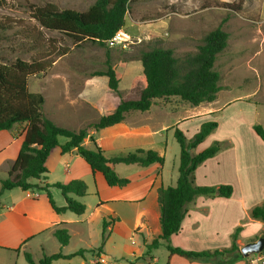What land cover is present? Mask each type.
I'll list each match as a JSON object with an SVG mask.
<instances>
[{"label": "crops", "instance_id": "0c3cea01", "mask_svg": "<svg viewBox=\"0 0 264 264\" xmlns=\"http://www.w3.org/2000/svg\"><path fill=\"white\" fill-rule=\"evenodd\" d=\"M116 75L118 78L117 71ZM119 92L123 93L120 86ZM254 94V92L251 93V96ZM249 96L250 94L248 97H239L222 105H219L220 100L216 99L197 107L185 103L176 105L155 100L147 112H133L121 123L100 131L91 130L84 146L94 149L97 145L107 158L125 156L139 149L153 150L164 157L163 166L158 164L149 167L113 165L119 175L121 172L125 174L120 175L121 177L130 180V184L126 187L108 186L104 176L99 172L93 173L76 150L63 154L60 148L53 149L47 162L53 179H47L45 182L55 184L58 183L57 180L61 183H69L76 179L84 181L87 185V196L75 198L85 204L86 211L83 215L71 212L57 214L49 203L47 193L37 188L28 191L13 189L3 192L0 197V264H17L22 254L24 257L26 253L32 256L33 253L29 252H33V241H39L38 260L44 254L52 255L61 252L63 255H70L64 250L74 239L86 246L85 249H80L84 251V256L81 257L86 264H140L138 261L149 264L142 259L145 244L161 233L158 191L161 187H175L179 177L180 151L176 152L175 156L177 171L170 172L166 169L171 148L174 149L172 136L175 139V129H180L188 139H191L204 123L216 119L219 122L217 129L197 147L195 153H201L216 141L224 143L225 147L215 157L206 160L196 169L194 183L197 186L228 185L232 187L233 194L230 198L200 196L188 204L182 229L172 236L171 245L194 252L227 249L232 244V235L239 227L242 228L237 240L240 248L257 241L264 236V223L253 219L251 211L255 206L264 203V141L254 130V126L258 124V110L257 106L248 103ZM118 104L119 102L107 114L113 112ZM231 105H239L244 109L243 111L245 107H248L252 110L253 117L252 119L227 118L229 130L219 135L220 122L225 118V116L222 118V115H225L227 111H237V109L233 110ZM97 106L96 103L87 105L84 110L94 111ZM220 113L223 114L217 117ZM102 116L98 115L97 120L84 119L81 126L75 130L78 131L88 124L97 122ZM67 141L66 138L59 139L60 145ZM9 148L7 134L2 131L0 132V158L8 154ZM16 157L17 154L11 167ZM51 158L64 166V177L53 174L54 169L50 167ZM0 179L3 178L0 177ZM34 180L36 179L30 182L34 185L41 184L39 180ZM50 191L58 207L66 206V200L59 189L53 187ZM90 197L94 199V202L87 201ZM67 214L71 216H66ZM104 221L109 223L106 232L113 231L121 222L133 223L131 231L138 233L129 234L128 239L139 248L137 254L132 253L135 263L110 262L106 258L107 252L104 249L99 250L102 247H94L99 246V242L102 241L99 239V228L101 225L103 228ZM61 228H66L70 234V242L64 247L53 235L56 229ZM134 235L138 243L133 239ZM47 236L48 241L52 242V239L57 241V246L52 244L56 252L52 253L47 249L45 240ZM158 250L154 252L153 264L158 263L156 257ZM86 254H89V258ZM166 264L217 263L187 259L179 255H170L168 252ZM234 264L249 263L245 258L237 260Z\"/></svg>", "mask_w": 264, "mask_h": 264}, {"label": "trees", "instance_id": "16d2710c", "mask_svg": "<svg viewBox=\"0 0 264 264\" xmlns=\"http://www.w3.org/2000/svg\"><path fill=\"white\" fill-rule=\"evenodd\" d=\"M135 0H94L86 11L61 10L53 4L44 6H30L32 18L40 27L58 32L73 44L85 42L97 43L107 47L111 40L125 26V19L130 12V5ZM7 0H0V7ZM7 27L0 23V29ZM228 34L221 28L210 32L199 46L196 54L186 55L179 59L172 48L160 44L153 47H143L136 54L124 53L123 61H140L143 68L146 85L138 99H121L115 110L103 115L95 122L76 131L55 124L43 113L45 98L40 93L29 90V80L45 74L53 67L54 61L36 59L32 62L17 58L14 62H5L0 57V132L10 131L15 126L25 124L23 140L17 157L8 172L7 179H0V197L5 191L21 189L28 191L40 189L47 193L52 209L57 214L71 212L83 215L86 211L84 203L75 197L87 195V185L82 180H72L69 183L49 184V170L47 162L51 151L60 148L63 154L76 150L77 153L90 166L93 173H101L108 186L126 187L130 180L121 177L113 168L115 164L138 165L149 167L154 164L163 166L165 159L156 151L139 149L125 156L107 158L101 148L95 145L94 149L84 146L91 130L100 131L107 127L123 122L133 112H147L155 100H166L178 97L187 104L197 107L203 103H210L217 99L220 91V73L214 70L217 55L226 47ZM33 47H39L41 41L30 37ZM67 53L63 48L60 55ZM107 61V70L99 75L108 78L109 89L119 93V79L112 64ZM218 127L216 121L204 123L199 132L191 139L176 128L174 137L180 147L179 177L175 187H161L159 193L161 233L145 244L142 259L149 264L154 262V252L165 247L170 255H179L187 259L199 261H212L217 264H234L237 260L245 259L240 253L237 244L241 227L232 235L230 248L214 251H185L171 245V238L182 229V222L187 212V205L198 197H223L230 198L233 189L228 185L197 186L194 183L195 171L206 160L215 157L221 152L225 144L214 142L201 153H195L197 147L204 142ZM254 130L264 141V128L256 124ZM68 141L60 145L59 139ZM94 141V140H92ZM36 179L41 184L34 185L30 180ZM57 188L66 200V206L58 207L53 199L50 189ZM251 217L264 223V203L255 206ZM109 223L103 222V239ZM54 237L61 246L70 242V234L66 228L56 229ZM76 256H84L80 250L74 254L63 255L61 252L46 255L38 264H53L55 261L69 260ZM29 264H35L32 256L25 254ZM247 259V257H246Z\"/></svg>", "mask_w": 264, "mask_h": 264}, {"label": "rangeland", "instance_id": "374dc122", "mask_svg": "<svg viewBox=\"0 0 264 264\" xmlns=\"http://www.w3.org/2000/svg\"><path fill=\"white\" fill-rule=\"evenodd\" d=\"M93 3L94 0H7L0 7V23L7 27L5 30L0 29V57L5 62H14L17 58L28 62L36 59L54 61L47 73L29 80V90L44 96L43 113L55 124L75 130L84 119L97 120L98 115L112 111L121 99L139 98L146 85L142 64L139 61H123L124 53L136 54L143 47L160 44L172 48L176 57L183 59L186 55L196 54L206 35L221 28L228 34V46L217 55L214 63V70L221 76L220 91L217 94L219 105L250 94V100L247 101L257 106L258 124L264 128V0H135L130 5L125 26L121 30L126 34V45L124 49L119 46L110 50L92 42L75 45L60 33L40 27L32 18L30 10L31 5L53 4L61 10L86 11ZM30 37L38 38L41 45L33 47ZM63 48L67 53L60 55ZM109 56V62L118 72L119 86L123 93L110 90L108 78L99 75L107 70ZM253 92L255 94L251 96ZM157 102L187 104L178 97ZM95 103L98 105L96 110H84L85 106ZM231 106L237 111H227L225 115L220 113L217 116H225L220 122L219 135L229 130L227 118L253 117L248 107L243 111L239 105ZM213 121L217 122V119ZM25 129L26 125L21 124L10 131H3L10 143L8 154L0 158V177L3 179L8 178V170L20 148ZM172 144L174 149L171 148L166 169L176 172L175 156L180 147L173 136ZM50 167L57 177L65 176L64 166L53 158L50 159ZM120 175L125 174L121 172ZM48 179H53L50 173ZM87 201L94 202V199L90 197ZM132 225L121 222L113 231L106 232L105 239H102L101 225L99 239L102 241L94 247H102L99 250L107 252L106 258L110 262L133 263L135 259L132 253L137 254L139 248L128 239L129 234L138 233L131 231ZM133 239L138 243L135 235ZM45 240L49 252H56L52 244L57 246V241H48V236ZM38 245L39 241H33V252H29L33 253L36 264L40 254ZM85 248V245L74 239L64 251L72 254ZM86 257L89 258V254ZM156 257L157 264H166L167 250L161 247ZM17 264L29 263L22 254ZM56 264L86 262L81 256H76L67 261H57Z\"/></svg>", "mask_w": 264, "mask_h": 264}, {"label": "built area", "instance_id": "2783aa9c", "mask_svg": "<svg viewBox=\"0 0 264 264\" xmlns=\"http://www.w3.org/2000/svg\"><path fill=\"white\" fill-rule=\"evenodd\" d=\"M126 34L123 32H118L115 37H113L111 40L107 41V45L109 48H116V47H122L124 49L126 45ZM264 252V251H263ZM258 253V254H252L247 257L249 264H264V253Z\"/></svg>", "mask_w": 264, "mask_h": 264}, {"label": "water", "instance_id": "95a60500", "mask_svg": "<svg viewBox=\"0 0 264 264\" xmlns=\"http://www.w3.org/2000/svg\"><path fill=\"white\" fill-rule=\"evenodd\" d=\"M264 251V236L258 238L257 241L248 243L241 247L240 253L243 257H248L252 254L262 253Z\"/></svg>", "mask_w": 264, "mask_h": 264}]
</instances>
